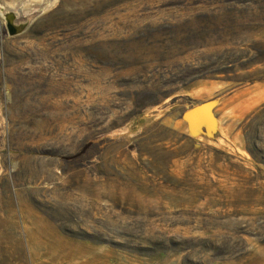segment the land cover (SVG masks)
Wrapping results in <instances>:
<instances>
[{"label": "rangeland", "instance_id": "374dc122", "mask_svg": "<svg viewBox=\"0 0 264 264\" xmlns=\"http://www.w3.org/2000/svg\"><path fill=\"white\" fill-rule=\"evenodd\" d=\"M0 264H264V0H0Z\"/></svg>", "mask_w": 264, "mask_h": 264}, {"label": "water", "instance_id": "95a60500", "mask_svg": "<svg viewBox=\"0 0 264 264\" xmlns=\"http://www.w3.org/2000/svg\"><path fill=\"white\" fill-rule=\"evenodd\" d=\"M16 17L10 14L6 17L8 32L11 36L17 35L21 27L14 24ZM215 101L200 103L185 111L183 118L187 121L189 129L193 132L204 124L207 129H213L216 122Z\"/></svg>", "mask_w": 264, "mask_h": 264}]
</instances>
